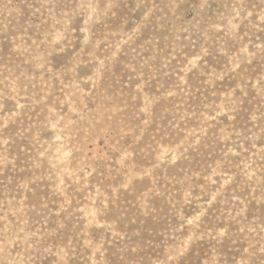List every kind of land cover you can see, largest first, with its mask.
<instances>
[{
	"label": "rangeland",
	"instance_id": "rangeland-1",
	"mask_svg": "<svg viewBox=\"0 0 264 264\" xmlns=\"http://www.w3.org/2000/svg\"><path fill=\"white\" fill-rule=\"evenodd\" d=\"M0 264H264V0H0Z\"/></svg>",
	"mask_w": 264,
	"mask_h": 264
}]
</instances>
